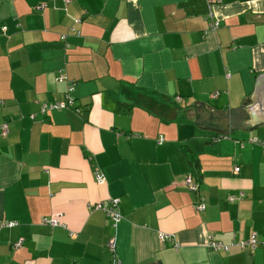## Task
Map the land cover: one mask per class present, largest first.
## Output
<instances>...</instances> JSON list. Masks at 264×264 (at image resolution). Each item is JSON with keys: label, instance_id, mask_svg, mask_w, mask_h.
<instances>
[{"label": "crops", "instance_id": "obj_1", "mask_svg": "<svg viewBox=\"0 0 264 264\" xmlns=\"http://www.w3.org/2000/svg\"><path fill=\"white\" fill-rule=\"evenodd\" d=\"M212 9L215 30L205 0H0V220L18 223L0 230V264H117L110 241L120 264H264V155L248 142L264 143V122H244L264 0ZM68 81L80 114L41 115ZM113 198L117 227L88 208ZM55 214L61 225L41 224ZM252 234V251L206 246Z\"/></svg>", "mask_w": 264, "mask_h": 264}, {"label": "built area", "instance_id": "obj_2", "mask_svg": "<svg viewBox=\"0 0 264 264\" xmlns=\"http://www.w3.org/2000/svg\"><path fill=\"white\" fill-rule=\"evenodd\" d=\"M65 3H69L70 0H63ZM221 0H205L206 6H207V17L206 19L209 20V28L211 30H215L219 23L217 20L214 19L213 15V4L214 3H219ZM44 7V4L38 5L36 8L37 9H42ZM5 32V28L0 29V34H3ZM60 80H66V77L60 73L58 76ZM73 86L74 82L73 81H68L67 82V91L64 95V99L62 101H53L52 103H43L40 106V114L45 115L49 111H64V110H69L72 109L76 114H80V110L76 107H74V99L71 97V93L73 92ZM219 95L218 92H215L211 95V98H216ZM175 100L178 101L180 100V97H175ZM4 104V101L0 100V106ZM30 120H34V115L30 116ZM8 132V129L6 127V124H4L1 127V134L5 136ZM164 141L163 137H159L157 140V143L160 145ZM250 144L253 145H259L262 148V153L264 155V143L261 142L260 139L253 137L248 141ZM234 173L237 174L239 172V167L234 168ZM95 178V183L97 185H103L105 184V178L103 174L96 172L94 174ZM184 187L194 193H198L199 190V185L196 181H193L191 176H186L184 181H183ZM244 195L243 193L239 196V199L242 198ZM230 201L235 200L234 197L229 198ZM89 209H95V210H101L103 211L106 216L110 219L112 222L113 227H117L119 222L121 221L122 217L119 211V200L116 198L109 199L107 203H96V204H91L88 207ZM206 208V203L205 199L203 197H199L197 203L195 204V209L199 212H203ZM61 215L60 214H55L52 215L49 218H43L41 219V224L43 225H48L51 227H56L61 225L60 222ZM18 225L16 221H7V220H0V230L2 229H11L14 228ZM159 242L161 244H165L166 242H170L172 244V248L177 250L179 249V244L174 240V237L171 235L167 234H159ZM23 244V239H19L17 242H15L12 245V250H16L21 247ZM258 244L257 238L255 234H252L248 240L244 239H237L235 240L231 246H224L222 243H219L217 241H214L213 239L208 238L206 246L210 251L217 252L220 250H226L229 251L231 247H237L241 250L245 251H252L256 248ZM106 250L107 252L115 259V262L117 264H120V262L116 259V247H115V242L110 241L106 245Z\"/></svg>", "mask_w": 264, "mask_h": 264}, {"label": "water", "instance_id": "obj_3", "mask_svg": "<svg viewBox=\"0 0 264 264\" xmlns=\"http://www.w3.org/2000/svg\"><path fill=\"white\" fill-rule=\"evenodd\" d=\"M252 105L248 109L250 120L244 121L249 127L264 122V74H260L254 85V92L250 97Z\"/></svg>", "mask_w": 264, "mask_h": 264}]
</instances>
